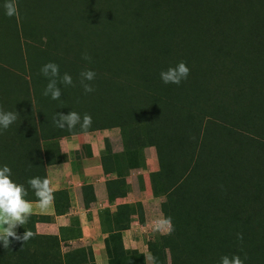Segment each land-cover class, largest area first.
<instances>
[{
	"label": "rangeland",
	"instance_id": "rangeland-1",
	"mask_svg": "<svg viewBox=\"0 0 264 264\" xmlns=\"http://www.w3.org/2000/svg\"><path fill=\"white\" fill-rule=\"evenodd\" d=\"M4 3L0 108L19 115L0 128V167L24 185L26 200L38 202L29 179H49L63 166L84 173L74 159L96 154L103 170L94 184L101 183L97 194L105 201L95 207L92 193H84L85 215L69 208L60 219L31 216L16 232L33 236L8 248L0 242V264H151L148 255L155 264H221L215 242L234 229L222 230L227 210L200 181L211 177L213 162L218 185L238 179L237 191L241 183L251 189L249 204L256 195L261 210L247 209L258 212L264 233V0H16L12 17ZM195 17L203 19L195 25ZM181 61L187 79L164 84L160 72ZM48 62L73 79L58 83V100L42 94ZM86 69L96 73L92 93L79 83ZM71 111L81 122L90 114L91 127L57 128L54 115ZM251 169L259 173L258 190L245 179ZM54 177L60 216L68 212V185ZM197 205L206 210L197 209L205 220L199 241L189 227ZM168 217L173 230L157 229ZM52 221L53 231L37 230Z\"/></svg>",
	"mask_w": 264,
	"mask_h": 264
},
{
	"label": "clouds",
	"instance_id": "clouds-1",
	"mask_svg": "<svg viewBox=\"0 0 264 264\" xmlns=\"http://www.w3.org/2000/svg\"><path fill=\"white\" fill-rule=\"evenodd\" d=\"M5 14L9 17L18 15V6L16 0H5L3 5ZM83 59L91 61V57L84 54ZM41 72L45 77L49 78V82L43 91L44 96H50L53 100L60 99L62 92L58 83L64 85H73L72 76L69 73H64L60 76L59 65L54 62L46 63ZM190 74V69L186 66V62L181 61L175 67H169L165 71L160 72V78L164 84L179 85L183 80H186ZM79 83L85 93L95 91L93 85L89 82L96 78V73L91 69L81 71ZM18 113L15 111H4L0 108V128L8 129L18 118ZM54 125L59 129L67 128L73 130L77 124H80L82 130H87L92 125V117L85 113L82 118L75 111L68 114L56 113L53 117ZM28 184L35 192L38 198V206L46 208L54 201L53 189L50 186V180L47 178L34 177L28 180ZM27 191L23 184H18L11 179V169L5 165L0 167V242L4 248H8L12 240L27 241L33 236L30 231H25L23 235H18L16 229L27 222L33 211V202L26 200ZM161 226L168 228L169 232L173 230L171 217L156 221V227ZM11 238V240H10ZM237 239L243 240L242 233H237ZM147 261L155 264V258L151 255L146 257ZM247 256L243 259L239 255L228 257L227 255L221 258V264H245Z\"/></svg>",
	"mask_w": 264,
	"mask_h": 264
},
{
	"label": "trees",
	"instance_id": "trees-1",
	"mask_svg": "<svg viewBox=\"0 0 264 264\" xmlns=\"http://www.w3.org/2000/svg\"><path fill=\"white\" fill-rule=\"evenodd\" d=\"M194 24H199V22L202 21L203 17L194 18ZM199 19V20H198ZM193 20V19H192ZM219 74L222 75V73L219 71ZM212 76H218V74L216 73H212ZM215 164H213L212 169L210 170V172L208 173L211 175V177L206 178L202 177L200 179L201 184L205 185L204 190H208L211 192V194L213 193L214 195L219 197V202H221L224 206L225 209L227 210V226H223L222 230L225 228L226 230L229 228H232L234 230L229 231L228 233H225L224 235H228L227 239L224 237L223 241L221 242L220 238H218V240L215 242V253L217 252L219 254V252L221 253L219 257H223L225 255H227L228 257H232L233 255H239L241 257V259H243L245 257V255L247 256V260L245 261V264H264V254H262L264 252V233L261 231V220H260V216L258 214V212L253 208H249V210L247 209V206H255L256 209H260L261 210V206L257 204H254L255 200H257L258 198L255 195V198L251 199L252 203L249 204L247 200L248 197H250L251 195L249 194V191L251 189H247L246 187H242V183L237 187L240 190H236L235 189V184L238 181V179H232L228 182H223L221 181V185L219 184V180L217 179V174L219 173L217 169V172L214 173V168L216 167V162H213ZM256 164L252 165L255 166ZM102 168H103V162H102ZM214 173V175L212 176V174ZM252 174L253 177H252ZM259 175V173H254V171L251 169L250 173L246 176V180H250L252 179V181H257L255 186L257 187L258 184V180H256L255 178H257V176ZM230 176H238L236 174H230ZM245 183V180H244ZM199 183H197L198 185ZM224 188H223V187ZM231 188V189H229ZM258 190V187H257ZM257 190L255 191V193L257 192ZM240 192V193H239ZM245 197V199H244ZM245 200V201H244ZM245 205V206H244ZM259 207V208H257ZM200 208V209H199ZM197 209H199V212L204 214L206 213L205 208L199 206H195L194 207V219L193 221L189 222V227H191L194 231V235L193 237L195 238V241H199L202 236H203V231H202V226L205 220L203 218L200 219V217H198L197 215ZM246 209V210H245ZM208 210V209H207ZM210 215H211V211L208 210ZM246 215H243V214ZM177 216V214H176ZM197 218V219H196ZM229 221H233V223H231V225H229ZM199 227V228H198ZM184 229H180L179 231H182ZM225 230V231H226ZM192 231V232H193ZM178 232V231H177ZM184 234L186 232H183ZM230 233V234H229ZM237 233H242L243 235V240H239L237 239ZM222 239V238H221ZM226 239V242H225ZM202 240V239H201ZM197 246V245H196ZM195 246V247H196ZM214 247L209 246V248L205 251L206 254L210 253L212 250H214ZM262 254V255H261ZM207 255H205L204 257H206ZM157 258H155L156 260ZM259 259V260H258ZM194 264V263H193Z\"/></svg>",
	"mask_w": 264,
	"mask_h": 264
},
{
	"label": "crops",
	"instance_id": "crops-1",
	"mask_svg": "<svg viewBox=\"0 0 264 264\" xmlns=\"http://www.w3.org/2000/svg\"><path fill=\"white\" fill-rule=\"evenodd\" d=\"M99 152H100V150H99ZM96 158H97L96 154H91V155H88V157H83V156L80 157L79 156V158L76 157V159H74L75 160L74 166L80 167L81 170L83 168L84 173H74V172H76V170L74 169V172L72 171L69 174L68 170L70 169V167H67V166H63L60 168L58 167L57 170L55 171V172H57L58 176H62L61 182H58L59 183L58 186H61V184L63 185L62 187H65L66 185H68V191H66V195H65L66 200L64 199V201H62L64 203V205L66 207H68V212L63 213L60 216H58V215L56 216L55 215L56 213L54 211V206L52 204L46 208H40L38 206V202H33V211H32L31 216H46V217L49 216V217H53L55 219L56 218L60 219V218H63L64 216L67 217L68 213L71 212L69 210V208L72 209V212H75V210H79L78 213H80V216L85 215L86 213L89 212V209H87L86 212H83V210L86 209V207H84V204H83L84 203L83 202L84 193H87L86 198H88L90 193H92L93 201L96 204L95 207L98 206L97 204H99V203L101 204L102 201L104 202L105 199L98 198L99 194H97V190L99 189V186L101 185V183L97 181V183L94 184V181H96L94 179L98 178L97 174H99L103 170V168L101 166L100 159L98 160ZM57 174H53L49 178V180L50 181L54 180V182H55L56 180H55L54 176H57ZM65 174L69 177L64 178ZM83 187H87L86 190L82 189ZM88 187H89V189H88ZM74 194H75V196H74ZM80 206H83V207H80ZM37 207L40 208V213H36ZM80 223H83V222L80 220ZM26 224L27 223H25L22 226H18V228L23 229L26 226ZM43 225H45L47 227H43ZM35 227H38V225L36 224ZM57 227L58 226H56V224L54 222L53 223H47V224L40 223V226L37 228V230L43 229V230H48L51 232L54 229H56ZM80 227H81V229H83L84 225L81 224ZM89 232L92 233L93 230L90 229ZM40 233L41 232H39V233L37 232V234H40ZM1 264H5V259L1 260Z\"/></svg>",
	"mask_w": 264,
	"mask_h": 264
}]
</instances>
